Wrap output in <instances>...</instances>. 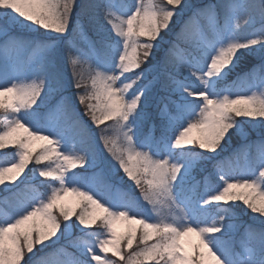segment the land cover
<instances>
[{"label": "snow or ice", "instance_id": "obj_1", "mask_svg": "<svg viewBox=\"0 0 264 264\" xmlns=\"http://www.w3.org/2000/svg\"><path fill=\"white\" fill-rule=\"evenodd\" d=\"M189 13L197 39L177 56L165 34ZM249 131L258 153L226 171ZM208 163L204 190H186ZM120 171L139 197L112 198ZM0 191V264H60L74 231L69 264H264V0H0Z\"/></svg>", "mask_w": 264, "mask_h": 264}, {"label": "trees", "instance_id": "obj_2", "mask_svg": "<svg viewBox=\"0 0 264 264\" xmlns=\"http://www.w3.org/2000/svg\"><path fill=\"white\" fill-rule=\"evenodd\" d=\"M129 2V0H124V2ZM88 0H78V3L80 4H84L87 3ZM122 2V0H121ZM190 2L192 4H199L202 2V0H190ZM79 11V9L77 10ZM189 14H185L182 18H180L178 20L177 23H175L174 25H172V33L171 34H165V40L168 41H173L178 45V48L175 50V54L177 56H182L185 54V51L182 50H191V44L193 42H195V38H196V31H194V25H196V21H190L187 25L184 24V21L188 20ZM84 26H85V30L86 32L92 36L95 39V35L92 32L91 28L88 27L87 25V20L86 18H83L82 20ZM199 23H201L202 25L206 24V20H204V18H199ZM182 26L184 27V32L181 34L180 38L177 39L176 38V33H180L181 32V28ZM77 43L81 46L82 42L80 41L79 38H77ZM163 47L167 48L169 47L168 44H164ZM33 55L31 52H28L25 54V58L27 59V57ZM81 60L83 61L84 58L81 57ZM258 63V59L254 58V57H249L247 58V60L245 62H242L240 64V66L236 69L235 72H233L232 74H230L226 80V84L230 83V85L233 84V82L237 81V74L238 73H243L245 71H247L253 64ZM87 66L85 65V71H86ZM64 71L66 72V74L70 75L71 74V68L69 67L67 61L65 60L64 63ZM232 78H235L233 82H230L231 80H233ZM238 83V82H237ZM235 87V86H234ZM75 90H71L68 94L71 95L72 92H74ZM73 104L75 105V109L76 112L80 113V119L84 120L85 122L89 123V125L91 124V122L89 121L87 116H84L83 113L85 111L84 106L80 105L78 101H76L75 99H73ZM51 103L55 104V100H52ZM73 119H75V117H73ZM110 123V122H108ZM100 127H104V125H101ZM96 140H97V148L100 149L103 152V144L100 142L99 140V129H96ZM259 140H260V134L258 131H249L248 134V138L247 140L244 139H240V138H234L227 146L224 152L221 153V158H224V162L227 161L226 158H228V156L230 158H233V153L234 152H239V153H243L245 151V149L248 150V153L251 156H255L258 153L259 150ZM37 148V147H36ZM103 154L105 156L108 157V159L110 160L111 157L108 156L107 152H103ZM113 163H115L113 161ZM224 166V165H223ZM98 170V169H97ZM91 171V170H90ZM212 171V163H208L205 166V171L204 172H200L199 170H197L193 175H194V180H192L191 182H189L188 184H186V190H191L194 186L198 191H203L205 184V176L207 175L208 172ZM123 177V181L124 183L120 186L121 187V191L117 192L115 191V193L117 194H121L122 196L128 192L129 190L131 191V194L135 197H139V190L135 188V185L132 184L131 181L128 180V178L123 174L122 171L118 172L116 174L115 177H109V180H118L119 178ZM215 177L210 178V182L211 180H214ZM191 183H193L192 185H190ZM30 193L28 192H22V193H18L17 196L20 200L25 199ZM5 195H7V193L0 191V197H4ZM11 199V198H10ZM78 199V198H77ZM142 202V201H141ZM243 209V205H241V210ZM58 215V213H57ZM238 219L235 220V223L237 225L235 231H234V238L239 241L241 239V236L244 232V225L251 223L250 220V213L245 215L242 213V211H237L236 213ZM126 227V224H125ZM125 230V228L120 232L122 233ZM79 235L78 232L74 231L72 233L71 236L68 237H62L60 240V243L56 246L57 248H63L64 252L60 253L57 257H55V259L60 262V264H69V262L76 256H78V252L77 249L73 247L72 242L76 239V237Z\"/></svg>", "mask_w": 264, "mask_h": 264}, {"label": "rangeland", "instance_id": "obj_3", "mask_svg": "<svg viewBox=\"0 0 264 264\" xmlns=\"http://www.w3.org/2000/svg\"><path fill=\"white\" fill-rule=\"evenodd\" d=\"M127 3H128V2H127ZM232 79H234V78H232ZM235 91H236V90H235ZM192 135H193V136H196V135H197V133L195 132V130L193 131ZM40 143H42V142H41V141H36V142H34V143L32 144V147H33V148H36V147L39 146ZM244 156H245V155H244ZM234 158H236V154L234 155ZM228 159H229V158H228ZM228 167H229V168H228L226 171L231 172V173L236 174V175H238V174L240 173V171H239V172L235 171V169H238L236 165L231 164V165L228 166ZM240 170H241V169H240ZM119 199H121V196L115 194V199H114V200H119ZM76 201H77V197H74V196H72V195L69 193V194H65V195H64V197H63V201H62V202L68 204L69 206H74L75 203H76ZM114 226L116 227L117 232L120 233V232L124 229V226H125V225H124V222H123V221H116L115 224H114ZM190 239H191L193 242L196 241V237H195L194 235H192V236L190 237Z\"/></svg>", "mask_w": 264, "mask_h": 264}, {"label": "bare ground", "instance_id": "obj_4", "mask_svg": "<svg viewBox=\"0 0 264 264\" xmlns=\"http://www.w3.org/2000/svg\"><path fill=\"white\" fill-rule=\"evenodd\" d=\"M86 31V30H85ZM89 35V34H88ZM90 36V35H89ZM90 37H92V36H90ZM93 38V37H92ZM94 39V38H93Z\"/></svg>", "mask_w": 264, "mask_h": 264}]
</instances>
